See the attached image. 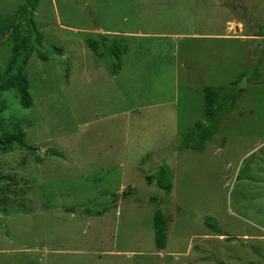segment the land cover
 <instances>
[{
    "label": "rangeland",
    "instance_id": "374dc122",
    "mask_svg": "<svg viewBox=\"0 0 264 264\" xmlns=\"http://www.w3.org/2000/svg\"><path fill=\"white\" fill-rule=\"evenodd\" d=\"M25 2L0 0V15ZM33 17L48 56L25 69L33 103L0 95L3 131L26 135L0 153V264H264V0H38ZM100 35L128 46L116 75L89 47ZM11 49L0 36V72ZM249 67L211 138L181 148L204 87Z\"/></svg>",
    "mask_w": 264,
    "mask_h": 264
},
{
    "label": "trees",
    "instance_id": "16d2710c",
    "mask_svg": "<svg viewBox=\"0 0 264 264\" xmlns=\"http://www.w3.org/2000/svg\"><path fill=\"white\" fill-rule=\"evenodd\" d=\"M38 5V0H26L25 4L21 5L17 12L10 15H0V36L9 34L12 41L11 58L5 66L4 70L0 72V95L5 90L15 89L20 97L21 103L24 107H30L33 103L32 95L29 91V80L25 74L28 61L31 55L37 51L41 59L47 60L48 56L37 48L41 45V35L38 32L33 12ZM19 20V21H17ZM22 22L28 25V33L23 34L21 27ZM261 31V30H260ZM264 36V29L263 34ZM89 47L97 57L114 56L116 62L111 69V73L116 75L121 69L120 57L126 54L128 46L121 38H110L106 35H100L98 39L90 40ZM60 51L59 48H55ZM252 67L242 71L238 78L231 82L229 86H221L214 88L211 86L204 87L205 119L195 122V129L188 132L182 139L180 147L187 148H201L204 139H210L212 132L210 127L216 126L221 120V112L223 108L230 102L235 103L238 97L245 91L240 84L244 78L248 76ZM232 89H237V92H232ZM4 111L2 104L0 105V115ZM4 120L0 117V153H6L15 149H22L25 146V132L21 129L19 122L11 121V126L17 128L14 131H3ZM15 128V129H16ZM215 129H213L214 131ZM216 132V130L214 131ZM157 184L159 187L167 190L168 193L172 191L171 180L163 178L165 174L169 173L167 165H163ZM147 182L152 184L154 182L153 176H146ZM109 208L92 210L86 209V212L93 215H102ZM207 225L218 231L216 222L208 218ZM168 229V220L164 217L163 211L157 207L154 213V231L156 246L159 249H164L167 243L166 232Z\"/></svg>",
    "mask_w": 264,
    "mask_h": 264
},
{
    "label": "crops",
    "instance_id": "0c3cea01",
    "mask_svg": "<svg viewBox=\"0 0 264 264\" xmlns=\"http://www.w3.org/2000/svg\"><path fill=\"white\" fill-rule=\"evenodd\" d=\"M109 209L104 213V214H102V215H95V216H98L99 218H104V217H106L107 216V214L109 213ZM116 233H111V236H112V238H115L116 237V235H115ZM113 252V251H112ZM114 253H118V252H114ZM114 255V254H113Z\"/></svg>",
    "mask_w": 264,
    "mask_h": 264
}]
</instances>
